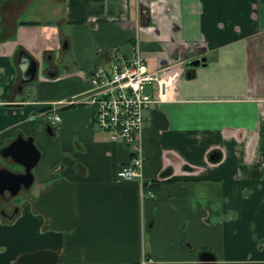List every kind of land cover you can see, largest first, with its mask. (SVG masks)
Masks as SVG:
<instances>
[{
	"label": "crops",
	"instance_id": "0c3cea01",
	"mask_svg": "<svg viewBox=\"0 0 264 264\" xmlns=\"http://www.w3.org/2000/svg\"><path fill=\"white\" fill-rule=\"evenodd\" d=\"M135 43L161 76L146 88L161 100L141 136L153 198L115 180L130 150L93 129L92 109L63 105ZM21 51L39 66L22 87ZM51 104L57 126L44 118ZM18 136L40 159L13 218L0 215V264L44 250L57 264H199L203 252L264 264V0H0V151ZM1 168L21 171L0 157ZM60 181L72 187L68 231L33 205Z\"/></svg>",
	"mask_w": 264,
	"mask_h": 264
},
{
	"label": "built area",
	"instance_id": "2783aa9c",
	"mask_svg": "<svg viewBox=\"0 0 264 264\" xmlns=\"http://www.w3.org/2000/svg\"><path fill=\"white\" fill-rule=\"evenodd\" d=\"M88 81L89 88L86 92L63 105L92 109L93 129L105 134L110 143L121 144L130 150V161L115 171V180H137L141 198H153L152 193L144 191L141 179V136L148 120L146 113L149 107L161 100L160 96L153 97L146 92V88L153 83L159 85L158 73L148 69L135 43L129 57H125L119 50H113L109 62L105 66H97ZM56 105L51 104L44 115L50 126L60 123ZM139 264L147 263L143 261Z\"/></svg>",
	"mask_w": 264,
	"mask_h": 264
},
{
	"label": "water",
	"instance_id": "95a60500",
	"mask_svg": "<svg viewBox=\"0 0 264 264\" xmlns=\"http://www.w3.org/2000/svg\"><path fill=\"white\" fill-rule=\"evenodd\" d=\"M203 62V59H197L190 62L187 67L196 68ZM17 67L20 72V87L35 80L39 66L23 51L18 54ZM46 131L52 135L49 126L46 127ZM0 157L4 160L10 159L13 166L21 168L20 172H14L7 168L0 169V201L5 205L17 197L21 191L27 195L33 184L32 170L40 159V153L32 138L24 139L18 136L0 151ZM33 205L35 212L42 213L51 220L48 225L53 230L68 231L75 224L72 187L65 181L47 186L46 191L40 194ZM12 218L13 216L9 220ZM57 261L56 253L44 250L22 255L14 264H57ZM198 261L199 264H215L214 256L207 252L201 253ZM147 264L155 263L148 261Z\"/></svg>",
	"mask_w": 264,
	"mask_h": 264
},
{
	"label": "flooded vegetation",
	"instance_id": "af4514ba",
	"mask_svg": "<svg viewBox=\"0 0 264 264\" xmlns=\"http://www.w3.org/2000/svg\"><path fill=\"white\" fill-rule=\"evenodd\" d=\"M159 77H161L159 74H158ZM15 199V198H14ZM14 199H11L7 204L3 205V203L0 201V215L2 216H5V219H9L11 218L12 216H14L13 214L17 211V208L15 206V204H13V200Z\"/></svg>",
	"mask_w": 264,
	"mask_h": 264
},
{
	"label": "rangeland",
	"instance_id": "374dc122",
	"mask_svg": "<svg viewBox=\"0 0 264 264\" xmlns=\"http://www.w3.org/2000/svg\"><path fill=\"white\" fill-rule=\"evenodd\" d=\"M15 198H17L18 199V197H15ZM15 200V199H14ZM16 206V208L18 209V206L17 205H15Z\"/></svg>",
	"mask_w": 264,
	"mask_h": 264
}]
</instances>
